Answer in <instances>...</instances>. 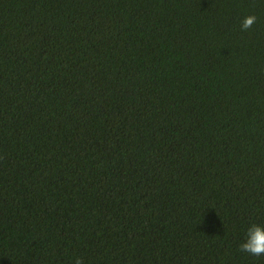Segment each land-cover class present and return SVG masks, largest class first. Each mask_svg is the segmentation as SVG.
Segmentation results:
<instances>
[{"label":"trees","instance_id":"trees-1","mask_svg":"<svg viewBox=\"0 0 264 264\" xmlns=\"http://www.w3.org/2000/svg\"><path fill=\"white\" fill-rule=\"evenodd\" d=\"M252 223L264 0H0V264H264Z\"/></svg>","mask_w":264,"mask_h":264},{"label":"clouds","instance_id":"clouds-1","mask_svg":"<svg viewBox=\"0 0 264 264\" xmlns=\"http://www.w3.org/2000/svg\"><path fill=\"white\" fill-rule=\"evenodd\" d=\"M256 21L257 16L255 14H248L243 18L241 28L247 31ZM239 249L254 257L264 256V224L252 223L248 227L246 237L243 242L240 243ZM75 264H83V261L77 258Z\"/></svg>","mask_w":264,"mask_h":264}]
</instances>
